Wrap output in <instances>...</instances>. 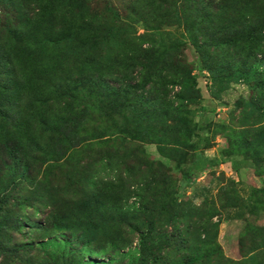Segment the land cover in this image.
Returning a JSON list of instances; mask_svg holds the SVG:
<instances>
[{"label":"trees","instance_id":"obj_1","mask_svg":"<svg viewBox=\"0 0 264 264\" xmlns=\"http://www.w3.org/2000/svg\"><path fill=\"white\" fill-rule=\"evenodd\" d=\"M203 71L251 88L223 121L195 118ZM221 164L263 185L183 196ZM263 176L264 0H0V264H264Z\"/></svg>","mask_w":264,"mask_h":264},{"label":"rangeland","instance_id":"obj_2","mask_svg":"<svg viewBox=\"0 0 264 264\" xmlns=\"http://www.w3.org/2000/svg\"><path fill=\"white\" fill-rule=\"evenodd\" d=\"M119 2V0H116ZM120 7H124L123 5ZM125 9V8H124ZM187 57L191 63L196 65L197 56L195 50L188 46L186 50ZM198 71V70H197ZM204 72V71H203ZM198 84L202 90V99L197 104L192 105V108L199 110L201 105H205L207 110L205 112L199 111L196 113L195 118L197 120H204L205 123L209 121L219 122L228 118V113L233 108L234 103L239 97H249L251 94V88L244 82L233 84L232 87L223 92L221 100L211 97L209 92L210 79L207 73L200 74L198 77ZM227 145L226 138L222 135H218L214 141V146L208 150V154L217 155L218 150L224 148ZM150 153L155 157H159L160 154L157 151L156 145L150 144L146 146ZM171 169L177 172L176 166L172 165ZM214 170V171H213ZM225 171L226 178H221V172ZM264 177V176H263ZM230 178H235L238 183L237 187L243 196H248L251 187L262 186L263 180L251 167H241L239 172L231 169L229 164H221L211 170L203 171L198 175V180L194 187L185 189L183 196L185 198L194 196L195 199L200 202L204 197H218L220 186L227 185ZM36 218H41V215L37 214ZM223 221L219 228V241L223 246L225 253L228 256L239 259L241 257L238 236L245 224L244 219L238 216L236 210H227L223 213ZM253 220L255 216L250 217ZM258 223L264 224V211L256 219Z\"/></svg>","mask_w":264,"mask_h":264},{"label":"crops","instance_id":"obj_3","mask_svg":"<svg viewBox=\"0 0 264 264\" xmlns=\"http://www.w3.org/2000/svg\"><path fill=\"white\" fill-rule=\"evenodd\" d=\"M208 150H209V149H208ZM208 150L206 151V154H207L208 156H211V157L215 156V155H210V154H208Z\"/></svg>","mask_w":264,"mask_h":264}]
</instances>
